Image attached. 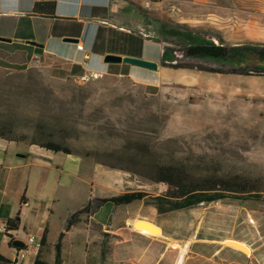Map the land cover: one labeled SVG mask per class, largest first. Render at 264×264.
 I'll return each instance as SVG.
<instances>
[{
	"label": "rangeland",
	"instance_id": "obj_1",
	"mask_svg": "<svg viewBox=\"0 0 264 264\" xmlns=\"http://www.w3.org/2000/svg\"><path fill=\"white\" fill-rule=\"evenodd\" d=\"M154 1L159 7L148 12L160 19L163 48L172 63L186 66L171 67L168 82L147 88L127 76L110 74L61 79L42 66L29 67L30 54L0 42V126L27 142L54 140L76 155L120 169L148 203L164 208L169 206L158 195L166 193V187L152 179L156 160L194 172L206 169L255 180L264 195V61L173 57L190 43L209 42L213 35L220 39L207 23H233L234 0H209L201 8L188 2L186 23L175 14L178 0ZM211 11L224 12L226 19ZM81 199L71 197L63 204L69 217L61 228H55L58 221L50 228L42 247L36 236L35 243L20 250L10 243L15 235L0 231V255L11 264H27L36 255L54 264V244L64 231L60 264H132L113 259L114 233L99 223L97 211L112 204L93 198L88 209L70 218L87 204L79 206ZM163 212L159 218L175 243L204 238L232 246L225 240L235 239L264 253V198L226 196ZM18 236L27 239L22 229Z\"/></svg>",
	"mask_w": 264,
	"mask_h": 264
},
{
	"label": "crops",
	"instance_id": "obj_2",
	"mask_svg": "<svg viewBox=\"0 0 264 264\" xmlns=\"http://www.w3.org/2000/svg\"><path fill=\"white\" fill-rule=\"evenodd\" d=\"M143 2L0 0V37L7 39L0 42L30 55L39 53L42 67L61 79L120 74L152 88L159 82H168L166 74L172 68L161 63L164 48L159 39L160 19L143 8ZM188 2H197L201 8L209 0H178L174 5L180 22H187ZM233 7V23L224 24L221 20L218 24L207 23L220 38L213 35L209 42L231 46L264 43V0H234ZM210 14L226 19L222 11ZM66 37L76 40L65 41ZM27 40L40 42L42 46L27 44ZM76 43H82L83 49H78ZM107 53L155 60L158 69L126 62L106 63L103 56ZM130 182L124 171L108 168L102 161L0 137V224L19 213L18 228L8 231L16 237H20L18 231L22 229L26 238L30 235L41 238L46 228L49 238L50 228L57 221L55 228H61L67 221L70 210L63 209V204L71 197L80 196L79 206H82L88 199L139 190L133 189ZM111 204L105 210L99 209L97 214L99 223L114 233V260L132 264L264 263V253L243 241L250 250L248 254L221 241L210 242L204 238L175 243L159 218L164 213L158 211L161 204L148 203L145 197L128 204ZM138 219L157 224L160 234L135 229L134 220ZM209 243L215 245L209 246ZM4 251L15 256L12 250ZM1 252L4 254L3 249Z\"/></svg>",
	"mask_w": 264,
	"mask_h": 264
},
{
	"label": "trees",
	"instance_id": "obj_3",
	"mask_svg": "<svg viewBox=\"0 0 264 264\" xmlns=\"http://www.w3.org/2000/svg\"><path fill=\"white\" fill-rule=\"evenodd\" d=\"M173 33H180L177 30H173ZM196 56V57H213V59H225L231 62L242 63L251 58H255L257 61H264V43L261 44H240L233 45L230 44H215L214 42H193L188 44L184 50H177V56ZM171 55H169L166 50H164L162 55V65L172 68H185L186 66L180 65L179 63H172ZM258 69V68H256ZM213 70V69H211ZM262 74H264V68L260 69ZM215 71V70H213ZM0 137L6 140L23 141L30 144H38L46 149L73 153L70 148L63 146L57 141L46 140L43 143L39 141L27 142L23 136H15L14 132L7 129L6 126H0ZM105 163V162H104ZM107 164V163H106ZM110 166V165H109ZM111 167V166H110ZM114 168V167H111ZM194 172V170L186 167L177 166L175 163H170L166 161L156 160L153 162V175L152 179L155 182H159L166 187V193L163 195H158L159 200L168 204L169 207H158V211L162 212L165 210L172 209H182L189 206H195L201 202H212L217 199H221L228 196H234L236 198H264L262 190L259 189L258 184L255 180H248L245 177L234 175H216L212 174L210 171ZM145 194L142 190L122 192L110 197H100L97 198L101 202H111L114 204H128L135 199H142ZM23 198V197H22ZM91 200L88 199L87 204L70 215V218H75L77 212L86 210L89 208ZM71 219H69L66 228L69 227ZM20 223V216L17 213L13 218H8L6 220V230H15L18 228ZM11 236V234L7 233ZM64 232L59 234L58 241L54 244L55 247V258L54 264H60L62 259V240ZM47 239V229L45 228L43 234L39 241V247H42ZM13 240V238H12ZM20 249V248H18ZM21 250V249H20ZM0 259L5 260L6 264H11L10 260L3 258L0 255ZM32 264H50L44 260L40 259L39 255L33 258Z\"/></svg>",
	"mask_w": 264,
	"mask_h": 264
},
{
	"label": "water",
	"instance_id": "obj_4",
	"mask_svg": "<svg viewBox=\"0 0 264 264\" xmlns=\"http://www.w3.org/2000/svg\"><path fill=\"white\" fill-rule=\"evenodd\" d=\"M0 40H7L6 38L0 37ZM65 41H75V38L66 37ZM27 44L42 46V43L34 41V40H27ZM103 61L106 63H121L126 62L130 65H137L145 67L146 69L150 70H157L158 69V62L151 59H145V57H135V56H128V55H118V54H111L107 53L103 56ZM138 221L143 222V220L138 219ZM11 245L15 248L23 249L26 245L23 239L20 237H15L11 240ZM229 243V242H228Z\"/></svg>",
	"mask_w": 264,
	"mask_h": 264
},
{
	"label": "built area",
	"instance_id": "obj_5",
	"mask_svg": "<svg viewBox=\"0 0 264 264\" xmlns=\"http://www.w3.org/2000/svg\"><path fill=\"white\" fill-rule=\"evenodd\" d=\"M160 2L159 1H154V0H144V2L142 3V7L146 8V10H152L155 9L157 7H159ZM77 48L82 50L83 49V44L82 43H76ZM29 67H41L42 66V56L39 53H32L29 57V60L27 62ZM118 76H121L120 74ZM0 231L1 232H6V227L5 224H0ZM8 232V231H7ZM36 240V236L35 235H30L27 237L26 241H25V245L27 247L28 243H35ZM39 245V244H38ZM33 261H28L27 264H32ZM257 264H264V263H257Z\"/></svg>",
	"mask_w": 264,
	"mask_h": 264
},
{
	"label": "bare ground",
	"instance_id": "obj_6",
	"mask_svg": "<svg viewBox=\"0 0 264 264\" xmlns=\"http://www.w3.org/2000/svg\"><path fill=\"white\" fill-rule=\"evenodd\" d=\"M134 225L141 231L152 233V234H160V229L158 228V225L153 222H150L147 220H143V222L134 220ZM225 242H229V244L232 245L231 247L242 250L246 254H248L250 251L248 246L244 244L242 241H238L235 239H229V240H225Z\"/></svg>",
	"mask_w": 264,
	"mask_h": 264
}]
</instances>
